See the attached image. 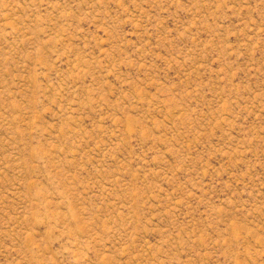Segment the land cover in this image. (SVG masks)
I'll use <instances>...</instances> for the list:
<instances>
[{
	"label": "rangeland",
	"instance_id": "374dc122",
	"mask_svg": "<svg viewBox=\"0 0 264 264\" xmlns=\"http://www.w3.org/2000/svg\"><path fill=\"white\" fill-rule=\"evenodd\" d=\"M0 264H264V0H0Z\"/></svg>",
	"mask_w": 264,
	"mask_h": 264
}]
</instances>
